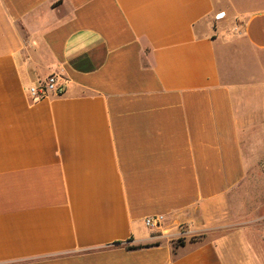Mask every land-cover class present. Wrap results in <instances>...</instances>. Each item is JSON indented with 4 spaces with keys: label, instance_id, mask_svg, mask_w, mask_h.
I'll list each match as a JSON object with an SVG mask.
<instances>
[{
    "label": "crops",
    "instance_id": "1",
    "mask_svg": "<svg viewBox=\"0 0 264 264\" xmlns=\"http://www.w3.org/2000/svg\"><path fill=\"white\" fill-rule=\"evenodd\" d=\"M263 159L264 0H0V264H254Z\"/></svg>",
    "mask_w": 264,
    "mask_h": 264
},
{
    "label": "rangeland",
    "instance_id": "2",
    "mask_svg": "<svg viewBox=\"0 0 264 264\" xmlns=\"http://www.w3.org/2000/svg\"><path fill=\"white\" fill-rule=\"evenodd\" d=\"M237 214L234 219L236 225L219 232L221 235L230 236V244L234 243L231 251L242 257H252L254 264L257 258L264 253V247H260L264 241V159L261 167L251 171V184L245 185L237 201ZM243 239L251 245L250 249L239 248L242 244L239 232H244ZM238 246V247H237Z\"/></svg>",
    "mask_w": 264,
    "mask_h": 264
},
{
    "label": "built area",
    "instance_id": "3",
    "mask_svg": "<svg viewBox=\"0 0 264 264\" xmlns=\"http://www.w3.org/2000/svg\"><path fill=\"white\" fill-rule=\"evenodd\" d=\"M224 18V13L216 16V20ZM67 82L63 76L59 74H51L45 79H39L34 84L26 87L27 94L33 103L39 102L44 99L61 98L67 93ZM163 217H150L145 219V225L149 229L158 228L163 222Z\"/></svg>",
    "mask_w": 264,
    "mask_h": 264
}]
</instances>
